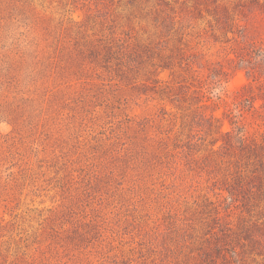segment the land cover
<instances>
[{
	"label": "rangeland",
	"instance_id": "374dc122",
	"mask_svg": "<svg viewBox=\"0 0 264 264\" xmlns=\"http://www.w3.org/2000/svg\"><path fill=\"white\" fill-rule=\"evenodd\" d=\"M262 71L264 0H0V264H264Z\"/></svg>",
	"mask_w": 264,
	"mask_h": 264
},
{
	"label": "trees",
	"instance_id": "16d2710c",
	"mask_svg": "<svg viewBox=\"0 0 264 264\" xmlns=\"http://www.w3.org/2000/svg\"><path fill=\"white\" fill-rule=\"evenodd\" d=\"M243 62L245 63V68L247 72L255 73L256 70H261L260 65L256 64L251 59L250 60L242 59L241 63ZM257 98H260L262 100L263 103L261 107H264V88L258 87L257 91H255L251 85L245 86L243 88V92L238 96V100H239L238 105H241L242 107L248 105V107L254 109L255 107L253 103ZM231 139L234 140L233 137ZM240 140L242 142L244 141L242 137L240 138ZM248 148H250L252 151L257 149L254 144H252L251 146L249 145ZM255 158H256L255 160L256 164L254 170L250 171L251 173L249 176H241V174L243 173H240L237 170L234 173H232L230 176H228L224 181L215 182L218 185V189H220V191H222L223 189L226 190V192L229 195V198L233 202H237L239 204L242 202L241 207L243 206L244 207V208L242 207L243 209H249L247 207H250L252 205L251 203L249 204L248 202L250 200L255 201L256 208L258 204L262 200H264V158L262 154H259L258 157L255 156ZM253 163L254 160L250 161L248 164L252 165ZM247 179H251V180L247 181ZM206 260H211V256H207ZM222 264H233V263L225 259Z\"/></svg>",
	"mask_w": 264,
	"mask_h": 264
}]
</instances>
